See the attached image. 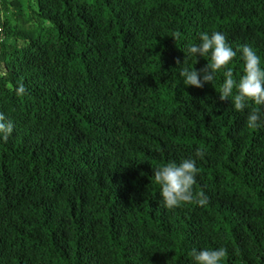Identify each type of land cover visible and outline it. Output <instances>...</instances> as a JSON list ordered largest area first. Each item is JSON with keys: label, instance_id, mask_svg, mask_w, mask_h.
<instances>
[{"label": "trees", "instance_id": "trees-1", "mask_svg": "<svg viewBox=\"0 0 264 264\" xmlns=\"http://www.w3.org/2000/svg\"><path fill=\"white\" fill-rule=\"evenodd\" d=\"M213 30L264 66V0H0V264H191L220 246L222 264H264V123L219 99L222 75L178 76ZM190 156L193 201L165 208L152 168Z\"/></svg>", "mask_w": 264, "mask_h": 264}, {"label": "clouds", "instance_id": "clouds-1", "mask_svg": "<svg viewBox=\"0 0 264 264\" xmlns=\"http://www.w3.org/2000/svg\"><path fill=\"white\" fill-rule=\"evenodd\" d=\"M185 59L193 60L191 67L182 66L178 76L184 86L202 87L205 83H212L217 75H222L219 89V99L230 101L235 111L249 109L246 123L249 128L255 129L264 123V66L261 57L248 44H243L234 49L226 41L225 34L220 31H202L198 34L197 42L186 46ZM239 54L243 68L238 78H234L230 64ZM197 57L207 58V63L200 69H195ZM184 59V61H185ZM184 63V62H183ZM179 64V65H183ZM26 88L21 83L15 87V95L22 97ZM13 123L0 113V141H7L12 134ZM204 153L197 148L195 158H203ZM152 176L159 185L160 204L165 208H174L181 203L193 201V186L196 182L198 168L196 159L188 157L179 162L169 161L152 168ZM203 206L206 198L202 196L195 201ZM227 254L223 246L216 248H193L189 255L191 264H222Z\"/></svg>", "mask_w": 264, "mask_h": 264}]
</instances>
